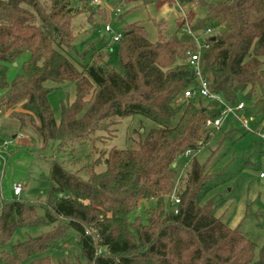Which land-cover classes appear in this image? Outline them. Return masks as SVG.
<instances>
[{
    "label": "trees",
    "instance_id": "obj_1",
    "mask_svg": "<svg viewBox=\"0 0 264 264\" xmlns=\"http://www.w3.org/2000/svg\"><path fill=\"white\" fill-rule=\"evenodd\" d=\"M178 1L195 32L213 31L202 57L211 92L233 106L244 102L259 128L264 122V0ZM197 2L204 15L191 19ZM79 13L71 0H0V109L20 107V129L34 128L42 150L56 141V154L74 156L76 146L85 145L98 154L79 167L69 162L75 169L49 158L45 203L2 202L0 263L264 264V245L256 259V243L217 217V204L206 199L223 177L211 171L213 155L205 164L194 158L182 178L179 174L184 153H198L209 144L206 122L222 112L216 101L184 98L199 83L187 64V53L197 48L194 39L181 25L164 32L161 21L152 42L143 25L126 22L118 42L98 40L75 55L79 34L72 20ZM114 52L118 67L111 62ZM25 54L23 75L8 82L9 66ZM66 82L75 85V99L61 103L58 121L47 85ZM134 116L157 127L139 138L137 148L98 150V133ZM246 134L232 127L225 137ZM100 164L106 168L96 172ZM175 188L177 213L171 204ZM143 202L152 205L146 224L132 218ZM41 227L48 231L17 243L12 253L5 251L18 230ZM71 243L78 248L74 255ZM50 251L54 256L46 255Z\"/></svg>",
    "mask_w": 264,
    "mask_h": 264
},
{
    "label": "rangeland",
    "instance_id": "obj_2",
    "mask_svg": "<svg viewBox=\"0 0 264 264\" xmlns=\"http://www.w3.org/2000/svg\"><path fill=\"white\" fill-rule=\"evenodd\" d=\"M222 1L226 0H201V2L209 4ZM157 2L158 0H150L148 4L142 0H108L106 5L95 8L90 5L89 0H71L72 7L76 11L80 10V13L72 20L74 32L79 34L74 43V54L84 53L86 44L89 45L98 40H105L107 44L114 43L113 34L106 32L107 25L113 29V33H116L126 22L141 24L147 29L152 42L157 40V24L161 21L164 22L162 28L164 32H174L175 24L179 22L175 13H171L165 20L162 10L159 9L161 4ZM164 4L163 8H167V10H169V6L173 7L170 5V1L164 2ZM204 11V7L199 2L194 3L191 19L203 17ZM179 25H181L180 22ZM94 51H97L96 48ZM28 59L29 54L22 55L15 64L9 66L8 82L11 83L23 75V66ZM111 62L115 67H118L116 52L112 53ZM47 86L51 89L49 101L55 111L56 119L59 121L61 103L67 100L72 102L75 99V85L66 82L60 86L48 83ZM2 95L3 91L0 90V98ZM204 103L206 101H203ZM22 116L23 112L20 107L12 111L0 109V136L5 135V140L13 143L5 153L10 155L12 151H17V156L8 160L6 172L3 171V177L0 178V186L5 190L3 200L45 203L51 188L49 158L55 156L59 162H68L69 169H75L69 162H74L75 166L79 167L97 159L98 154L92 152V146L86 145L76 146L74 156L70 151L56 154L58 147L56 141H50L48 146L42 150V139L34 128L29 126L24 130L20 129L17 119ZM156 127L157 125L153 121L142 116L125 118L119 126L113 127L111 132L98 133L99 139L102 137V141L97 143L98 150L137 148L139 138H145ZM232 127L240 129L239 124L229 117L224 121L221 130L212 137L209 144L191 158L180 161L179 174L180 177L184 175L194 158L200 164H205L213 155L210 164L211 171L213 174H222L223 177L206 199H213L217 204V217L256 243L255 258L258 259L264 245V178L260 177L262 173L264 174V144L255 134H246L242 138H239V135L226 138L225 134H228ZM20 133L27 135L28 139L21 141L13 139V135ZM105 168L104 164H100L96 167V172H103ZM18 183L26 185L23 187L21 196L16 198L13 189ZM151 207L149 202L141 203L138 211L132 214V218L140 217L142 223L146 224L148 222L146 211ZM46 231L48 228L45 227L20 229L6 245L5 251L12 253L17 243L24 242L29 237L41 235ZM72 245L73 243H71L69 252L74 255L78 252V248L74 247L75 245L72 247ZM53 254L52 251L46 253L49 256H54ZM80 259L83 261L82 256ZM29 263L30 261H25L23 264Z\"/></svg>",
    "mask_w": 264,
    "mask_h": 264
},
{
    "label": "built area",
    "instance_id": "obj_3",
    "mask_svg": "<svg viewBox=\"0 0 264 264\" xmlns=\"http://www.w3.org/2000/svg\"><path fill=\"white\" fill-rule=\"evenodd\" d=\"M108 0H89L90 5L95 8L102 7L107 3ZM170 1L173 8L177 10L178 17L181 23L182 32L191 36L196 43V50L189 51L187 53L188 59L187 64L193 69L196 78L198 79V86L195 88H189L184 95L185 99H192L195 97H201L208 101H216L219 103L222 108L221 116L216 119H208L206 122V129L209 131L210 138L214 137L216 132L222 128L224 121L229 117H234L236 121L239 123L240 127L250 134H255L264 144V122L261 124L259 128L253 127L255 122V118L246 113V105L244 102H240L238 105L233 106L228 104L221 96L216 95L211 92L209 88V82L207 78L203 74L202 69V57L204 52L209 49L210 44L208 39L212 37L213 31L211 29H207L204 31L195 32L193 30L192 23L190 21V17L188 12L186 11V7H184L178 0H167ZM106 32L113 34V41L118 42L122 38V34L119 32L113 33V29L107 25ZM27 135L25 134H17L13 139L23 140L26 139ZM12 142L5 140L0 143V163L6 161V149H8ZM196 153L192 150H188L184 153V158H191ZM261 178H264V174L260 175ZM24 185L18 183L14 186V195L19 197L23 191ZM176 189L171 195V204L177 213V206L180 203V198L177 195Z\"/></svg>",
    "mask_w": 264,
    "mask_h": 264
},
{
    "label": "crops",
    "instance_id": "obj_4",
    "mask_svg": "<svg viewBox=\"0 0 264 264\" xmlns=\"http://www.w3.org/2000/svg\"><path fill=\"white\" fill-rule=\"evenodd\" d=\"M142 1H146V0H142ZM129 2V1H128ZM164 2H168L167 0H158V4H161L160 5V7H159V9L160 10H162V13H163V16L165 17V20H167V16H169V15H171V13H175V15H176V19H177V10L175 9V8H171L170 6L168 7V5H166L168 8H169V10H167V8H163L164 7ZM150 3V0H148V4ZM106 5V4H105ZM170 5H172L171 4V2H170ZM129 23V22H128ZM130 23H133V22H130ZM175 28H179L180 27V25H179V22H176V24H175ZM157 38H158V30H157ZM16 135H13V138L15 137ZM5 135H1L0 136V143L2 142V141H5ZM26 139H28V137L26 138ZM17 145V144H16ZM16 153H17V151L15 150V151H12V153L10 154V155H8V154H6V161L5 162H2V163H0V178L1 177H3V171L4 172H6V167H7V164H8V160H11V158H15L17 155H16ZM8 156V157H7ZM13 166H15V165H13ZM28 175V174H27ZM24 185H26V184H24ZM4 193H5V190H4V188H2L1 186H0V214H1V210H2V202H4V200H3V196H4ZM13 194H14V191H13ZM22 194V193H21ZM21 196V195H20ZM19 196V197H20ZM14 197H16V198H19V197H17V196H15L14 195Z\"/></svg>",
    "mask_w": 264,
    "mask_h": 264
}]
</instances>
